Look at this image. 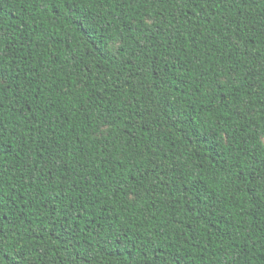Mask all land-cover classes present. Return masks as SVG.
I'll list each match as a JSON object with an SVG mask.
<instances>
[{"label": "trees", "instance_id": "obj_1", "mask_svg": "<svg viewBox=\"0 0 264 264\" xmlns=\"http://www.w3.org/2000/svg\"><path fill=\"white\" fill-rule=\"evenodd\" d=\"M0 264H264V0H0Z\"/></svg>", "mask_w": 264, "mask_h": 264}, {"label": "snow or ice", "instance_id": "obj_2", "mask_svg": "<svg viewBox=\"0 0 264 264\" xmlns=\"http://www.w3.org/2000/svg\"><path fill=\"white\" fill-rule=\"evenodd\" d=\"M0 80H2V76H0Z\"/></svg>", "mask_w": 264, "mask_h": 264}]
</instances>
